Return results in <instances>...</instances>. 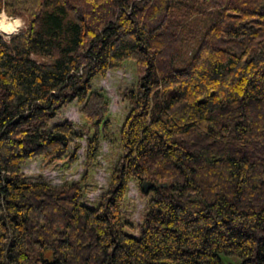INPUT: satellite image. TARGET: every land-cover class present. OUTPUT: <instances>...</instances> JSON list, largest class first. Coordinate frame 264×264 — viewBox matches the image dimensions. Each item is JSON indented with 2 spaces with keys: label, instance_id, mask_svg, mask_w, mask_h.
<instances>
[{
  "label": "trees",
  "instance_id": "trees-1",
  "mask_svg": "<svg viewBox=\"0 0 264 264\" xmlns=\"http://www.w3.org/2000/svg\"><path fill=\"white\" fill-rule=\"evenodd\" d=\"M0 10L27 18L0 33V264H264V0H0ZM126 60L136 82L121 153L90 206L83 183L109 124L92 81ZM73 100L92 129L82 177L26 179L27 159L76 160L73 124L53 120ZM131 179L151 183L138 224L123 213Z\"/></svg>",
  "mask_w": 264,
  "mask_h": 264
},
{
  "label": "rangeland",
  "instance_id": "rangeland-1",
  "mask_svg": "<svg viewBox=\"0 0 264 264\" xmlns=\"http://www.w3.org/2000/svg\"><path fill=\"white\" fill-rule=\"evenodd\" d=\"M10 16L22 17L26 27L27 18L25 15ZM25 27L21 30H24ZM1 34L5 37L4 33ZM135 82V64L132 60H126L120 68L109 69L105 75L96 76L92 81V88L102 91L109 99V112L106 115L109 124L100 133V145L96 160L89 168L88 180L83 183L82 200L90 206H96L100 195L107 190L112 169L121 153L119 131L130 107L129 101L125 97V92L133 87ZM81 106V103L73 100L63 107L53 119L54 121L67 119L73 124V130L75 131L74 140L81 143L80 148L76 151V160L71 163L65 157L46 165L39 156L27 159L21 166L26 179L42 180L54 185H60L82 177L87 139L91 136L92 129L88 130L89 127L81 115ZM150 195L151 191L144 194L139 183L131 179L128 182L126 198L123 204L124 218L134 224L141 223L146 212V202ZM134 232L136 231L134 230ZM226 258L235 263L239 260L236 256H228Z\"/></svg>",
  "mask_w": 264,
  "mask_h": 264
},
{
  "label": "clouds",
  "instance_id": "clouds-1",
  "mask_svg": "<svg viewBox=\"0 0 264 264\" xmlns=\"http://www.w3.org/2000/svg\"><path fill=\"white\" fill-rule=\"evenodd\" d=\"M25 27V21L20 16H10L7 11L0 10V33L5 34V39L19 33Z\"/></svg>",
  "mask_w": 264,
  "mask_h": 264
},
{
  "label": "water",
  "instance_id": "water-1",
  "mask_svg": "<svg viewBox=\"0 0 264 264\" xmlns=\"http://www.w3.org/2000/svg\"><path fill=\"white\" fill-rule=\"evenodd\" d=\"M151 183L149 181H144L142 185L143 191H148L150 189Z\"/></svg>",
  "mask_w": 264,
  "mask_h": 264
}]
</instances>
